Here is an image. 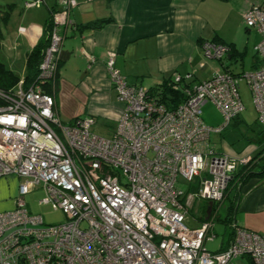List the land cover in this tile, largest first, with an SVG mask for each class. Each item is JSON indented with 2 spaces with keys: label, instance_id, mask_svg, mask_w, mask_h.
<instances>
[{
  "label": "built area",
  "instance_id": "obj_1",
  "mask_svg": "<svg viewBox=\"0 0 264 264\" xmlns=\"http://www.w3.org/2000/svg\"><path fill=\"white\" fill-rule=\"evenodd\" d=\"M44 3L23 0V8ZM58 7L35 79L25 86L21 75L12 89H0V177L19 179L13 207L0 211V264H230L243 256L264 264V233L232 220L225 248L209 251L204 245L216 236L228 186L251 160L219 153L210 138L243 111L241 79L264 130V2L243 13L245 25L260 35L255 51L261 65L194 83L189 73H173L167 86L186 97L174 107L161 101L162 87L130 83L116 68L115 55L109 56L107 73L122 105L111 137L92 132L91 116L61 121L53 94L45 90L53 85L71 23V0H59ZM201 47L205 59L222 62L229 54L224 44L205 41ZM207 102L224 117L217 126L202 118ZM35 190L44 192L38 203L60 212L63 222L46 224L29 212L25 196ZM196 199L212 202L213 209L189 227L185 221Z\"/></svg>",
  "mask_w": 264,
  "mask_h": 264
},
{
  "label": "crops",
  "instance_id": "obj_2",
  "mask_svg": "<svg viewBox=\"0 0 264 264\" xmlns=\"http://www.w3.org/2000/svg\"><path fill=\"white\" fill-rule=\"evenodd\" d=\"M19 1V15L32 9L23 8V0H10L5 10H10L9 18ZM58 1L45 0L42 5L46 10L44 13L39 11L34 17H26L28 23L19 25L14 41L2 31L1 54L8 67L19 76L25 73L27 54L31 49L39 43L44 46V25L50 11L57 9ZM257 2L260 0H71V23L66 29L53 82L56 90L47 91L51 85L45 86V90L54 96L58 117L65 109L64 102L67 99L74 101L75 107L68 122L76 116H91L95 120L91 130L96 133L93 131L96 114L110 115L112 119L108 120L112 123L104 126L108 132L106 137L112 136L122 105L111 102L110 94L115 91L105 64L111 55H115L116 68L130 83L159 87L164 80H170L173 73H189L192 75L190 82L194 83L216 72H230L226 61H240L253 38L252 50L258 58L252 61L250 68L234 74L258 68L261 60L255 46L260 35L244 27L242 22L244 11ZM5 11H1L0 16ZM243 28L248 34L244 46L239 42L244 37ZM205 41L228 45L229 54L222 62L205 59L201 47ZM240 81L246 82L244 79ZM101 96L107 100L100 102ZM237 117L234 118L236 123L239 121ZM259 134L254 144L240 150L224 138L217 141L212 140V135L210 138L219 153L235 158H254L264 148V130L260 129ZM214 135L221 137V133ZM262 157L264 155L261 154L252 162L251 171L256 172L264 166ZM18 183L15 176L0 177V211L13 207ZM232 191V198L229 199L227 193L219 204L218 211L224 207L225 216L221 218L218 215L216 219L228 226V235L219 241L215 250L209 251L227 246L231 220L246 229L264 233V177L252 175L243 184L235 183L230 189ZM195 202H192L189 212H192ZM206 208V201H198L195 214L188 213L186 224L199 226L207 218Z\"/></svg>",
  "mask_w": 264,
  "mask_h": 264
},
{
  "label": "rangeland",
  "instance_id": "obj_3",
  "mask_svg": "<svg viewBox=\"0 0 264 264\" xmlns=\"http://www.w3.org/2000/svg\"><path fill=\"white\" fill-rule=\"evenodd\" d=\"M10 0H0V14L1 11L6 10V4ZM18 7H15L11 13V16L8 21V23L2 27V31H5V33L8 35L9 39L14 41V35H16V32L19 30L20 24H26L28 20L29 15H32L31 17H34L35 14H38L40 11L41 14L44 13L46 10L44 7H42L43 4L39 6L31 7L32 9L29 11H26L24 14L19 15V7L21 6L20 1L16 3ZM28 9V8H27ZM30 9V8H29ZM29 17V18H31ZM26 18V19H25ZM244 22V20H242ZM245 24V23H244ZM244 27L248 28L246 25ZM252 31H254L252 29ZM247 32H245V29L243 28V35L239 42L244 46L247 42L246 38ZM248 36V34H247ZM253 38L249 40L248 46H247V53L241 57L240 61L232 60V61H226L228 64L227 66L230 68L231 72L236 73L240 72L241 69H248L250 68L252 61L258 58V56L253 52L252 45H253ZM211 61H217V60H211ZM220 66V65H219ZM204 75V74H203ZM238 91L240 94L241 101L244 105L243 111L240 113V115L237 117L238 122L236 123L235 119H232L231 123L227 128H225L221 132V137L219 135H212V140L217 141L219 138H224L227 140L232 146L237 149H243L248 147L251 144H254L258 138L260 128L257 126L255 122L256 118V112L255 108L252 102V96L249 90V87L246 82L240 81L238 85ZM111 96V102L118 103L116 93L110 94ZM107 100V99H106ZM103 96L100 97V102L106 101ZM74 101H68V99L64 102L65 109H63L60 112V119L63 122H68L73 114V107H75ZM100 105L103 104L100 103ZM202 118L204 119L205 123L210 126H217L220 123L223 122L224 117L223 115L214 107V105L210 102H207L202 107ZM112 119L110 115H105L101 113L96 114V123L93 127V131H95L100 136H108L107 128H105V124H111L112 121L108 120ZM255 155V153L253 154ZM252 155V156H253ZM200 180V177L196 179V183ZM179 187L183 190L186 189L187 185L184 182H181L179 179ZM234 182L228 186L227 193H229V199L233 196V191L230 192L231 187H234ZM10 189V187H9ZM10 193V191H9ZM226 193V194H227ZM8 194V193H7ZM44 192L42 190H35L25 196V201L27 204V209L30 213H37L42 215L43 220L46 224H54L58 222H63L65 220L64 216L57 211L51 210V208L48 205H41L38 203V201L43 198ZM198 201L196 199V202L194 204L192 212H189L190 214H195L196 207L198 205ZM228 203L229 201L226 200ZM226 212L224 207H221L218 211V215L223 218L225 216ZM213 231L216 234V237L212 241H206L205 246L208 250H215L217 248V245L219 244V241L226 235H228L229 228L226 226L221 220H215ZM230 264H253L252 261L246 257H237L232 259Z\"/></svg>",
  "mask_w": 264,
  "mask_h": 264
},
{
  "label": "trees",
  "instance_id": "obj_4",
  "mask_svg": "<svg viewBox=\"0 0 264 264\" xmlns=\"http://www.w3.org/2000/svg\"><path fill=\"white\" fill-rule=\"evenodd\" d=\"M260 1L264 2V0H260ZM58 9L59 7H57V9L51 10L50 15L45 22L44 46H42V44L39 43L35 45L31 49V51L27 54V59H26V64H25V73H24L25 86H27L31 81H33L37 75L38 65L41 61L42 52L48 41L47 35L51 27V13ZM9 14H10V10H7L0 16V89L4 91H8L12 89L17 84L19 77H20L17 73L13 72L8 67L6 59L1 54V41L3 39L2 27H4L7 24ZM58 67H59V64H58ZM240 74L241 73L235 74V75H240ZM168 82H169V79L164 80L159 85V87H162V90H163L162 92L159 93V96L161 98V101L164 102L168 107H174L178 105L179 103L183 102L186 99V97L180 88L174 89L172 87H168L167 86ZM159 87L154 86V89L159 88ZM55 90H56V85L54 86L53 84L51 87L48 88L47 91L54 92ZM261 154L264 155V148L260 149V151L256 154V156L254 158H251L249 163H247L244 166H241V168L237 170L235 177L233 179V181L235 180L234 185L235 183H239V185L243 184L252 175H258V176L264 177V166H260L256 172H254L253 170L252 171L250 170V165H252V162Z\"/></svg>",
  "mask_w": 264,
  "mask_h": 264
},
{
  "label": "water",
  "instance_id": "obj_5",
  "mask_svg": "<svg viewBox=\"0 0 264 264\" xmlns=\"http://www.w3.org/2000/svg\"><path fill=\"white\" fill-rule=\"evenodd\" d=\"M212 207H213V203L212 202H208L207 203V208H206V217H208L212 211Z\"/></svg>",
  "mask_w": 264,
  "mask_h": 264
}]
</instances>
